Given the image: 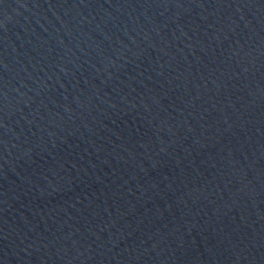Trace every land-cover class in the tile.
<instances>
[{
  "label": "water",
  "instance_id": "water-1",
  "mask_svg": "<svg viewBox=\"0 0 264 264\" xmlns=\"http://www.w3.org/2000/svg\"><path fill=\"white\" fill-rule=\"evenodd\" d=\"M0 264H264V0H0Z\"/></svg>",
  "mask_w": 264,
  "mask_h": 264
}]
</instances>
